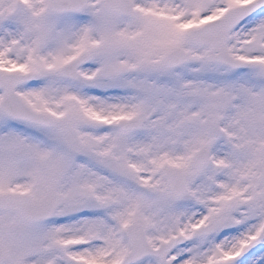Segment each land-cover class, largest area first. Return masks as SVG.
<instances>
[{
	"label": "snow or ice",
	"instance_id": "obj_1",
	"mask_svg": "<svg viewBox=\"0 0 264 264\" xmlns=\"http://www.w3.org/2000/svg\"><path fill=\"white\" fill-rule=\"evenodd\" d=\"M0 264H264V0H0Z\"/></svg>",
	"mask_w": 264,
	"mask_h": 264
}]
</instances>
